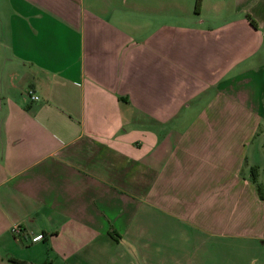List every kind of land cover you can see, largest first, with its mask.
Here are the masks:
<instances>
[{"label": "crops", "instance_id": "crops-1", "mask_svg": "<svg viewBox=\"0 0 264 264\" xmlns=\"http://www.w3.org/2000/svg\"><path fill=\"white\" fill-rule=\"evenodd\" d=\"M260 123L264 0H0V264H264Z\"/></svg>", "mask_w": 264, "mask_h": 264}, {"label": "rangeland", "instance_id": "rangeland-1", "mask_svg": "<svg viewBox=\"0 0 264 264\" xmlns=\"http://www.w3.org/2000/svg\"><path fill=\"white\" fill-rule=\"evenodd\" d=\"M247 63H245L244 65H246ZM263 125H264V123L262 124V123H260V127H263ZM261 130H260V132H259V134H258V136H257V132H254L253 133V135H252V137H251V139H250V141L252 140V139H254V141L256 140V139H259V140H262V135H261ZM258 137V138H257Z\"/></svg>", "mask_w": 264, "mask_h": 264}, {"label": "built area", "instance_id": "built-area-1", "mask_svg": "<svg viewBox=\"0 0 264 264\" xmlns=\"http://www.w3.org/2000/svg\"><path fill=\"white\" fill-rule=\"evenodd\" d=\"M29 98H30V100H35L36 99L32 94H29ZM13 231L16 232L17 229H15ZM39 239H40V236H36V237L32 238V241H36V240H39Z\"/></svg>", "mask_w": 264, "mask_h": 264}, {"label": "trees", "instance_id": "trees-1", "mask_svg": "<svg viewBox=\"0 0 264 264\" xmlns=\"http://www.w3.org/2000/svg\"><path fill=\"white\" fill-rule=\"evenodd\" d=\"M196 7H197V2H195V4H194V10L196 9ZM249 24L252 25V22L249 21ZM252 26H253V25H252ZM14 263H16V264H25V263H23V262H18V261H14Z\"/></svg>", "mask_w": 264, "mask_h": 264}]
</instances>
